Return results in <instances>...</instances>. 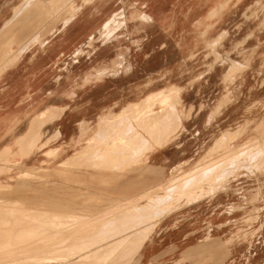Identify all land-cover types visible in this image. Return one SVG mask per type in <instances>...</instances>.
Segmentation results:
<instances>
[{"label":"rangeland","instance_id":"rangeland-1","mask_svg":"<svg viewBox=\"0 0 264 264\" xmlns=\"http://www.w3.org/2000/svg\"><path fill=\"white\" fill-rule=\"evenodd\" d=\"M194 1H15L20 7L15 8L13 21L0 29V41L13 37L16 32L39 35V39L28 45L0 43V89L6 83L2 71L18 67L21 54L30 51L31 56L37 54L35 57L41 58L30 57L24 62V66L33 63V68L39 69L34 75L8 77L14 85L22 79L20 84L25 93L19 103L25 106L21 110L13 107L6 117H0V135L14 123H17L14 135L23 133L30 119L36 113L46 111L55 101L61 106L70 101L77 103L80 90L93 89L108 80L127 78L137 69L144 70L139 81L127 84L128 96L108 105L98 118L83 119L85 125H81L82 122L78 126L80 137L73 141L63 139L57 132L49 145V141L43 143L47 132L52 136L59 129L58 124L53 127L50 124L64 109L52 110L45 118L44 115L39 117L43 122L42 135L35 140L32 150L25 149L19 141H10L13 135L5 136L2 142H10L0 156V264H55L75 257L82 259L91 246L79 244L75 246L79 247L77 251L66 247L71 240L89 236L86 234L90 226H103L105 232H110L104 234L103 240H115L96 253L97 259H115L113 264H140L143 247L151 237L167 231L158 225L171 215L169 242L180 244L179 248L184 252H167L163 264H225L226 259V264H264V0H244L242 3V0H199L198 8ZM155 4L160 6L155 9ZM165 4L170 7L168 12L160 10ZM141 12L154 14L153 21H142ZM19 16H22L23 24ZM75 17L70 28L63 26ZM110 17L113 22L102 29ZM80 33L82 37L74 40L69 49L63 48L66 43L63 37L74 39ZM91 34L94 39L89 40ZM32 79L40 81L38 92L30 91ZM49 82L55 84V92L45 91ZM172 87L176 88V94L169 92ZM161 89L169 95L163 103L149 109L143 102L137 110L129 107L119 115L128 104ZM172 94L173 98L170 97ZM223 95L227 96L228 104L233 105L231 125L225 135L220 123L223 117L219 119L225 104L216 107L217 100L223 99ZM208 114L209 120L206 119ZM167 116L170 121L165 122L168 124L163 122ZM20 120L24 122L19 124ZM154 120L156 122L150 124ZM208 122L211 127L206 128ZM147 126L150 129H145ZM123 134H168L171 146L183 148L189 143L191 147L194 143L200 147L179 164L161 190L158 187L153 191L151 203L117 209L116 202L78 196L79 192L71 200L51 194L50 202L57 205L32 203L34 199L49 200L48 193H32V180L49 179L52 189H83L80 183L47 169L86 150L88 141L101 135L95 137V144L81 158L80 165H85L94 150L102 146L106 135ZM201 135L216 136L212 143L202 144ZM219 135L221 138L218 139ZM212 144L215 151L214 147L208 149ZM47 145L60 147L62 152L37 154ZM100 166L102 172L109 170L107 165ZM197 169L199 174H194ZM190 171L194 172L184 174ZM168 185L174 188L170 189ZM223 196L230 198L229 207L219 211L229 214L226 222L229 235L223 238L226 243L214 238L217 237L215 232L223 231L224 225L214 228L210 220L203 227L207 236L193 237L186 233V226L193 223L191 214L200 207H207L215 197L217 200ZM15 200H21L23 205L3 204ZM87 213L96 217L84 218ZM153 225L155 230L151 228ZM212 229L215 231L209 233ZM199 239L202 243L188 246L198 243Z\"/></svg>","mask_w":264,"mask_h":264},{"label":"crops","instance_id":"crops-1","mask_svg":"<svg viewBox=\"0 0 264 264\" xmlns=\"http://www.w3.org/2000/svg\"><path fill=\"white\" fill-rule=\"evenodd\" d=\"M15 1L16 0H0V21H1L0 29H4L6 24L11 23L15 18V14H16L15 8L18 9V7H20V4L16 6ZM243 1L244 0H242L241 3ZM193 4L197 5L198 8V5H200L201 3H199V0H195ZM152 5L153 4L151 3V6ZM154 6H155L154 8L157 9L156 6H160V5L155 4ZM165 6L166 8H164ZM168 6L169 5L165 4L164 7L160 8V10H163L164 12H168L170 10V7L168 8ZM202 10L209 11V9H202ZM33 14L34 13H32L31 15ZM139 16L144 17L141 20L146 23L152 22L153 18L155 17L154 14L146 13V12H141ZM21 19L22 16L20 17L19 20ZM75 19L76 17L72 20H69L66 23H63V26L64 27L68 26L67 28H70L71 26L70 24ZM112 22L113 20L110 17L106 22H104L102 29L105 26V24L110 25ZM197 23L200 24L199 21H197ZM21 24H23V20H21ZM30 26L33 31L34 23H32ZM29 28L30 27H27V30H29ZM80 36L82 37V33L77 35L74 39H71L70 37L68 38V36L63 37L62 39L64 40V42H66L64 43L63 48L69 49V47L72 46L73 41L78 39ZM91 38L94 39V36L92 34L90 35L89 40ZM38 39H39V35H35L32 33L31 35L29 34L24 35L23 33L17 34L16 32V34L13 37L9 36L7 39L2 40V42L0 41V43L6 45L15 42L21 45H28V44H34L35 42L38 41ZM35 56H37V54L31 56L30 51L21 54L19 57V59L21 58V64H22V65L20 64L21 67L19 65L18 67L7 68L2 71L1 76L6 77L5 78L6 83L3 86H1L0 89V93H2L0 95V117L2 116L6 117L9 111L13 109V107L15 108V110H21L24 108L25 105L23 103H19L21 97L25 93L23 91V87H22L23 85L21 86L20 84L22 79L17 80L16 84L14 85L12 84L13 82L9 80L8 77L17 76V75L25 77L28 75H34L35 72H39V69L37 70L33 68V63L30 66H24L25 61H28L30 57L34 58ZM38 58L40 59L41 56L35 57V60H37ZM142 70L144 69L135 70V72H133L127 78L108 80L103 84L97 85L93 89L80 90V92L77 94V99H78L77 103L70 101L69 103H65L64 104L65 106H61L59 104L60 102L56 103V101L53 100L55 101V103L53 102V104H49L50 107H48L46 111L36 113L30 119V123L28 124L27 129L23 133H20L19 135H14L17 128V123L9 125L5 129L4 135H0V139H1L0 156L4 154L3 149L6 143L10 141H19L22 145L25 146V149L32 150L35 140H37V138L40 137V132H42L43 122L39 119V117H41L42 115H44V118L46 116L48 117L52 110L60 111L64 109L63 112H60L61 115L59 116V118L53 121L52 124H50L51 127L58 124L59 129H56V131L52 134V136H50V133L47 132L48 135H44L43 143L49 141L48 142L49 145L53 135H55L57 132L60 134L59 136L62 135L63 139L67 141H73L75 138H79L80 131L78 129V126L84 121L83 119L98 118L100 116L101 111L103 109H106V107H109L108 105H113L115 104L116 101H120L121 97L128 96L129 86H127V84H131L133 82L135 83L139 81L141 79V76H143L141 73ZM34 80L32 81L30 91L38 92L40 89V83H39L40 81L39 79H34ZM124 83L125 85L121 89L120 86L123 85ZM2 87H5V89H2ZM46 90L47 93L55 92L56 91L55 84L49 82L48 87L45 89V91ZM150 94H148L147 96H149ZM147 96H145L144 99H141L140 101L134 103H138L139 106H142ZM223 96L224 98L223 99L221 98L222 100L221 99L217 100L216 107L219 108L221 104L222 105L225 104L222 109L223 114L219 118L221 119L223 117V119L220 120L221 121L220 123L221 125H223V133L225 135L229 131L228 126L231 125V119H232L231 108L233 105L232 103L228 104L227 96L225 95ZM132 104L133 103H130L128 105L126 104L127 106L121 110L119 115L123 113L125 109L129 108ZM209 116L210 114L207 115L206 119L209 120ZM23 122L24 120H20L19 124H22ZM84 123L85 122H83L81 125H83ZM209 127L211 126L210 123L208 122L206 128ZM200 129H202L201 125H200ZM33 130L34 132L35 131L36 132L35 133L31 132ZM8 135H13V137L10 139V141L3 143L2 141L6 139L5 136ZM97 136L95 135L93 138H91L88 141V145L90 148L91 145L95 144L96 142L95 137ZM164 136L160 135L159 137V135L156 136L155 135H140V136L115 135V137H113V135H106V137L103 138L105 140H103V142L101 143L102 146L94 150L92 156L88 159L89 162H87V164L80 165V161L81 158L83 156H86L87 153L89 152V150L87 151V149H90L89 147H87V149L84 151H78L74 155L69 156L66 159L58 162L57 166L55 167L51 166L50 168L47 169L48 171L55 172L57 175H61L64 176L65 178H68V180L72 182L80 183L82 186H84L83 189H73V188L52 189L50 187L51 183L49 182V179L47 181L32 180L31 182L32 193L40 192L43 193V195L44 193H48L47 199L51 198L52 196L53 197L59 196L64 199L71 200V199H75L76 198L75 196L77 195L76 192H79L78 196L84 195L86 196V198L90 196H94L96 199L104 200L105 202H112V203L116 202V204H118L116 207H122L126 205L147 204L148 202L151 203L152 202L151 200L154 198L153 191L158 187H160L158 190H161L162 189L161 186L170 178L173 171L179 167V164L183 163L186 159H188L189 156L195 154V152L199 150L200 147V146H196L194 143L193 146L191 147L189 146V143H187L183 148L177 146H171L172 143H170L171 141L168 139V135H164ZM195 136H197L198 138L200 135H195ZM213 136L215 137L216 135H201L202 137L201 140L203 142L201 143L202 144L212 143ZM220 137L221 135L218 136V139ZM185 138L187 137H184V139ZM193 140L194 138L191 137V141ZM48 145L42 150H39L37 154L43 153L45 156L46 154H49L52 151H56L58 154L62 152L61 151L62 148L60 147L50 148L48 147ZM212 147H214V145L209 146L208 149L210 150V148ZM101 164L107 165L109 170L108 171L106 170V172H102V170L100 169ZM169 171L171 172L167 174ZM191 172L193 171L187 172L186 174H189ZM51 178L60 181H65L60 179L59 177H51ZM216 198L217 197L214 198L215 200L208 202L207 207L205 208L200 207L197 211L191 214V216H193L192 217L193 223L190 226H186V229L188 231L186 233L191 234L193 237H198L200 235H201L200 237L207 236L208 235L207 231L206 233H203L205 232V228L203 229V227L206 225V221L210 220L214 224V228L224 225L223 231L220 230L216 231L215 236L217 237H214L220 239L221 241H224L223 238H225L226 235H229V229H228L229 227L226 225V222L229 219V214L225 212L220 213L219 211L222 208L226 209L229 207L228 205H230V198L225 196L217 200ZM35 202H39L40 204H48V205L56 204V203H51L50 199L48 201L47 200L36 201L35 199L32 200L33 204ZM120 202H127V203H120ZM93 207L96 208L97 206H93ZM70 214H71L70 216H74L73 213ZM83 217L87 219H92L95 218L96 216L89 215L87 213ZM178 218L179 217H177V219ZM170 219L173 220L172 215L171 217L164 218L158 225L159 228L161 229L165 228V230L167 231H165V233L164 230L161 231L156 237H151V240L145 244V246L141 251L142 259L139 260L140 264H152V262H156L157 264H163L162 261L164 258H167V252L175 251L178 253L184 250L179 248L180 244L178 243L173 244L172 242H169L167 234L170 232L169 231L170 224L168 223V220ZM88 230L89 231H87L86 235L90 234L89 236H86L83 240H79V239L71 240L70 242L67 243V247H66L68 248V250L77 251L79 250L78 249L79 247L75 248V246L79 244H85L86 246H91L87 250V254L85 256L86 258L82 257V259H80L78 257H75L61 263L57 262L55 264L115 263V259L104 261V260H99L95 257L97 255L96 253L104 249L105 246H108L115 242L114 239L108 241L103 240L104 234L105 233L110 234V232L109 231L105 232L103 226L97 228L90 226ZM214 231L215 230L212 229L211 231H209V233H212ZM197 241L199 242L188 246L191 247L202 243L201 242L202 240L200 239ZM189 247H187V249ZM226 260H225V264H226ZM210 264H216V263L212 262Z\"/></svg>","mask_w":264,"mask_h":264},{"label":"bare ground","instance_id":"bare-ground-1","mask_svg":"<svg viewBox=\"0 0 264 264\" xmlns=\"http://www.w3.org/2000/svg\"><path fill=\"white\" fill-rule=\"evenodd\" d=\"M167 88V87H166ZM165 88V89H166ZM176 88H170V91L169 92H173L174 90H175ZM178 92V91H177ZM173 94H176L175 93V91L173 92ZM173 94H172V96H170V97H172L173 98ZM171 95V94H170ZM166 96H169V95H165V93H164V91L161 89L160 91H157V92H152L149 96H147L146 98H145V100H144V102H145V104H146V106H147V108H151V107H153V106H156V105H159V104H161V103H163L164 101H166L165 100V98H166ZM176 96V98H178L177 97V95H175ZM144 99V98H143ZM172 100V99H171ZM178 100V99H177ZM167 103V102H166ZM171 103V102H170ZM132 109L133 108H135L136 110H137V108L139 107V104L138 103H133L131 106H130ZM148 109V113L150 112V110ZM172 112H173V110H172ZM155 114H157V113H155ZM149 116V115H148ZM159 116V115H158ZM157 116V118L159 119V117ZM152 117V116H151ZM156 118V119H157ZM166 118H168V119H166ZM160 119H162V118H160ZM163 119H165L163 122H165L166 120H169V117L167 116V117H165V118H163ZM38 121H40V120H38ZM44 122H45V119L43 120ZM158 121H160V120H158ZM170 121V120H169ZM33 122V121H32ZM115 122V121H114ZM154 122H156L155 120L152 122V123H150V124H153ZM162 122V123H163ZM166 123V122H165ZM39 124V123H38ZM41 124V123H40ZM137 124V123H136ZM166 124H168V123H166ZM147 125H149L148 123H147ZM155 125H156V123H155ZM42 126V125H41ZM177 126H178V124H177ZM149 126H147L145 129H147ZM153 127V126H152ZM155 127H157V126H155ZM34 128V127H33ZM178 128V127H177ZM176 128V129H177ZM35 129H36V127H35ZM127 129V128H126ZM148 129H150V128H148ZM109 130V129H108ZM128 130V129H127ZM156 130V129H155ZM130 131V130H129ZM147 131V130H146ZM145 131V132H146ZM152 131H154V130H152ZM151 131V132H152ZM31 132H33V133H35L34 132V130L33 131H31ZM39 132V131H38ZM103 132V131H102ZM125 132H126V130H125ZM156 131H154V133H155ZM104 133H106V131L104 132ZM158 133V132H157ZM102 134V133H101ZM138 134V133H137ZM136 134V135H137ZM147 134H150V133H147ZM37 135V134H36ZM39 135V134H38ZM42 135V132H40V136ZM103 135V134H102ZM124 135V134H123ZM132 135V134H131ZM158 135V134H157ZM168 135V134H167ZM97 136V135H96ZM101 136V135H100ZM120 136H122V135H120ZM140 136V135H139ZM156 136V135H155ZM164 136V135H163ZM35 137V136H34ZM159 137H160V135H159ZM165 137V136H164ZM138 138V137H137ZM140 138V137H139ZM151 138V137H150ZM221 138V137H220ZM141 139V138H140ZM152 139V138H151ZM138 140V139H137ZM161 140H163V139H161ZM154 141V140H153ZM229 141H231V140H229ZM221 143V142H220ZM9 144V142L8 143H6V145L5 146H7ZM215 145V144H214ZM223 145V144H222ZM225 145V144H224ZM223 145V146H224ZM217 146V145H216ZM220 146V145H219ZM136 147V146H135ZM213 148V147H212ZM211 149V148H210ZM215 149V147L213 148V151H215L214 150ZM217 149H219L218 147H217ZM217 149H216V151H217ZM129 151H130V149H129ZM121 152V151H120ZM116 153V152H115ZM127 153V152H126ZM125 154V153H124ZM208 154V153H207ZM211 154V153H210ZM116 156V155H115ZM232 156V155H231ZM111 157V156H110ZM109 157V158H110ZM103 158V157H102ZM137 158V157H136ZM223 158V157H222ZM98 159V158H97ZM119 159H120V157H119ZM76 160V159H75ZM127 160V159H126ZM44 161V160H43ZM221 161V160H220ZM218 162V161H217ZM74 163V162H73ZM214 163V162H213ZM223 163V162H222ZM202 167V166H201ZM207 167V166H206ZM203 168V167H202ZM205 168V167H204ZM203 168V169H204ZM211 168V167H210ZM217 168V167H216ZM215 168V169H216ZM200 169V168H199ZM205 169H209V167H207V168H205ZM211 169H213V168H211ZM214 170V169H213ZM197 171H198V169L195 171V173L194 174H196L197 173ZM200 171V170H199ZM204 171V170H203ZM210 171V170H209ZM215 171V170H214ZM194 172V171H193ZM208 172V171H207ZM201 173H203L202 171H201ZM200 173V174H201ZM206 173V172H205ZM186 174V173H185ZM190 174V173H189ZM197 174H199V173H197ZM211 174V173H210ZM204 175V174H203ZM212 175V174H211ZM186 176V175H185ZM189 176V175H188ZM191 176H193V174H191ZM196 176V175H195ZM208 176V175H207ZM183 177H184V175H183ZM187 177V176H186ZM210 177H212V176H210ZM194 178V177H193ZM209 179V178H208ZM186 179H184V181H185ZM192 180V179H191ZM203 180V179H202ZM201 181V180H200ZM189 182V181H188ZM198 182V181H197ZM203 182V181H202ZM205 182V181H204ZM182 183V182H181ZM192 183H193V181H192ZM196 183V182H195ZM173 184V183H172ZM192 185H194V183L192 184ZM191 185V186H192ZM200 185V184H199ZM198 185V186H199ZM173 186H175V185H173ZM172 186V187H173ZM179 186V185H178ZM196 186V185H195ZM3 187V186H2ZM12 188V187H11ZM169 188L170 189H173V188H171V185L169 186ZM1 189V188H0ZM5 190H9V188H5ZM18 190V189H17ZM11 192V191H10ZM2 193V192H1ZM4 195V194H3ZM24 195H26V194H24ZM5 196V195H4ZM6 197V196H5ZM39 197V196H38ZM40 198H42V197H40ZM5 199V198H4ZM38 200V199H37ZM31 201V200H30ZM3 204H5V205H14V206H21L20 204H22V201L21 200H15V201H13L12 203H3ZM27 204H29V203H27ZM31 204V206H32V203H30ZM23 205V204H22ZM26 205V204H25ZM130 206V205H129ZM132 206V205H131ZM134 206V205H133ZM135 206H137V205H135ZM23 207V206H22ZM117 208V207H116ZM136 208V207H135ZM54 209H56V208H54ZM118 209V208H117ZM144 212V211H143ZM158 221V220H157ZM159 222V221H158ZM154 224V223H153ZM152 226V225H151ZM149 227V226H148ZM152 229H154L155 230V226L153 225V227H151ZM140 231V230H139ZM128 235V234H127ZM131 236V235H130ZM121 237V236H120ZM124 238H126V237H124ZM123 239V238H122ZM121 239V240H122Z\"/></svg>","mask_w":264,"mask_h":264}]
</instances>
